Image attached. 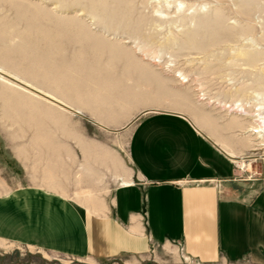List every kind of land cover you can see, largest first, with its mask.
Returning a JSON list of instances; mask_svg holds the SVG:
<instances>
[{"label":"rangeland","instance_id":"1","mask_svg":"<svg viewBox=\"0 0 264 264\" xmlns=\"http://www.w3.org/2000/svg\"><path fill=\"white\" fill-rule=\"evenodd\" d=\"M47 1L50 13L41 16L19 14L7 4H0V50L12 57L11 64L16 58L24 66L31 61L30 50L43 48L47 50H42L44 54L49 56L46 59L62 60L59 65L62 63L63 69L71 71L72 66L75 69V62L80 58L79 63L95 67L97 72L81 77L70 73L67 82L73 80L87 89L82 91L81 98L77 99L80 96L75 94L76 99L71 97V101L68 85L64 84L63 91L60 88L63 84L58 85L61 93L58 97L74 106L75 111L80 110L77 112L64 106L59 108L44 98H33L0 81V88L13 89L29 98L25 106L7 104L0 99V184L4 190L26 183L20 150L25 142L30 144V130L35 129L36 135L44 137L59 132L60 140L69 145L73 136L79 137L81 142L93 143L96 149L119 151L125 156L136 124L150 112L182 114L224 151L233 150L237 162L232 182L235 190L247 189L248 183H261L264 172V125H261L264 117V0H109L105 4L109 10H101L100 0H84L83 9L74 8V2L71 3L74 0H59L66 3L64 6L72 7L55 12L58 0ZM76 20L88 24L93 34L100 29L104 31L102 37L108 43L132 51L137 59V72L129 66L128 71L121 74L126 64L108 61L111 45L107 44L101 64L97 59H83L85 56L71 47L74 42L67 39L71 34L69 23ZM100 67L104 74L100 75ZM6 70L7 75L14 76L15 72ZM1 76L12 81L9 76ZM100 76L107 77L102 78L104 82L112 77L105 90L97 87L102 83ZM123 88L126 93L131 92L127 100L118 95ZM96 89L100 90L98 96L101 94L107 99L118 96L114 107L97 103L101 96L95 98L98 97ZM92 98L95 104L89 101ZM101 104L104 109H114L117 119L99 120L90 114V110H104ZM0 264L200 263L191 260L181 249L153 248L137 259L94 262L0 243Z\"/></svg>","mask_w":264,"mask_h":264},{"label":"crops","instance_id":"2","mask_svg":"<svg viewBox=\"0 0 264 264\" xmlns=\"http://www.w3.org/2000/svg\"><path fill=\"white\" fill-rule=\"evenodd\" d=\"M58 134L30 130L26 183L0 184V243L94 262L163 248L200 264H264V172L235 190V152L188 117L146 114L125 156Z\"/></svg>","mask_w":264,"mask_h":264},{"label":"bare ground","instance_id":"3","mask_svg":"<svg viewBox=\"0 0 264 264\" xmlns=\"http://www.w3.org/2000/svg\"><path fill=\"white\" fill-rule=\"evenodd\" d=\"M37 1H41L43 4H39V3H37ZM69 1L70 0H68V2ZM100 1H102L100 3L103 4L101 7L102 8L101 10H107V9L109 10L110 9V7L105 6V4H107L109 0H100ZM72 2H74V4H73L74 8H77V7L80 8L81 7L83 9L86 7V3H84V0L83 1H80V0L75 1L74 0V1H71V3ZM48 3L49 2L47 0H0V4H3V5L7 4L10 9L16 10V12L19 14H22V13H30L31 14L32 13V14H35L38 16L47 15L48 13H50V11H48L49 9L47 7ZM119 3L121 4L122 2H119ZM91 4H93V3H90V5ZM45 5H46V7H44ZM64 5H66V3L64 4L63 2H59V0H58V3H56V5H55L54 12H55V10L56 11L57 10H63L65 8H68L69 6L72 7V5H69V6L67 5L68 7L64 6ZM91 7L95 8L93 6H90V8ZM51 14H53V13H51ZM48 16H50V15H48ZM51 20H53V19H51ZM65 23H66V25L68 24V22H65ZM41 25H43V24H41ZM69 28H70L69 31L71 34H69V36H67V39L69 42H71V41L74 42L73 43L74 46H71V47H74L75 52L79 53L82 56H85L83 59L92 58L93 60L97 59L100 62L101 59H103V57H105V53H106L107 48H104V46H106L105 44H107V45H111V48H112V51L110 48V52H112V53L109 52V54L107 56L108 61L111 62L113 60H118V61L125 62L124 64L127 65V66L125 65L122 67L121 74H123L124 72L126 73V71H128V69L130 67H131V69L134 68L133 70H136L135 72H137L136 55L128 49H121L118 47V45L108 43L107 40H105L102 37L103 33H105V32L102 31L101 29H100V32L98 31L96 34H93L91 32L92 29L88 26V24L86 25L83 22L81 23V22H79V20L78 21L77 20L72 21L71 23H69ZM112 46L116 47L117 50H113ZM88 48L90 49V52L88 51L89 50ZM37 50L38 49H34V50L29 51L28 54L31 55V61H29V62L30 63L32 62V64L30 65V63L28 62L29 64H26L24 66L21 65L22 63L19 62L16 58H15L16 60L13 59L14 64L13 63L11 64L10 61H11L12 57L7 53V51L0 50V53L1 52L3 53V54H0V81L3 82L4 84H6L7 86H10L16 90H19L20 92H23L24 94L32 96L33 98H44L47 101H50V104H54V105L58 106L59 108H63L62 106H64L65 108H67L69 110H74V108H73L74 106H72L71 104L69 105L68 103H65V99L63 100V99L59 98L61 96L58 97V93H59L58 92V90H59L58 85L60 86L63 84V86L60 87L62 91L64 90L63 89L64 84L68 85L67 91H69L71 93L70 94L71 96H69V99H71V101H72L73 97H74L73 99H76L75 94H78V96H80V97H77V99L81 98L83 95L82 91L85 92V90H87V89L84 90L83 85L81 86V84H77V83L75 84V82H73V80H72V83H69L70 81L67 82V80H68L67 78H69V75L72 72L78 74L79 76L84 75V74L91 76V74L97 72V69L95 67L92 68L91 66H88L89 67L88 68V67H86L87 65L83 66L81 63L78 62L80 60V58H79V59H77L78 61L76 60V62H75V65H74L75 69H73V66H72V68H71L72 70L69 71V70L62 68V65H61L62 63L60 64L61 66L59 65V63L62 60L59 59L57 61L54 59V61L51 62L50 60L46 59L49 56H46L43 51H47V50H45V49L43 50V48H42L43 51L41 49L38 51ZM26 52H28V50ZM6 54H7V56H6ZM2 55H3V57H1ZM81 60H82V58H81ZM80 64L82 65L81 67H80ZM97 64H98V62H97ZM100 64H101V62H100ZM94 65H96V64H94ZM100 66L102 67V65H100ZM101 67H100V72L103 70V69H101ZM6 69H9V70L15 72L13 74L14 76H12L10 74L7 75L8 73H6V72H8V71ZM98 70H99V67H98ZM142 71L143 70H141V72ZM115 72L116 71H114L112 73H115ZM101 74H104V72L103 73L101 72L100 75ZM1 75L9 76L8 78H12V81L4 78ZM110 75L112 77H114L112 74H110ZM20 76H22L26 79L24 80V78H21ZM106 76H109V75L106 74ZM103 77H101V81H102ZM112 77L111 78L108 77V79L105 80L106 82L102 81V83L100 85L98 84L97 87L99 86L100 89L105 90L106 88H108V84H110L112 82ZM114 78H113V80H114ZM77 79H78V77H77ZM83 79H84V77H83ZM28 80H31V81L29 82ZM92 80L95 82L94 78ZM13 81H15V82H13ZM86 81H87V78H86ZM101 81H99V82H101ZM78 82H79V79H78ZM80 82H82V80H80ZM97 82H95V83H97ZM90 85L91 84H89V86ZM262 85L264 86V82L262 83ZM41 86L44 87V89L41 88ZM38 88H40V89H38ZM93 88H89V89H93ZM45 89H47L48 91ZM123 90H124V88H123ZM92 91L90 90L91 93H92ZM99 91H100L99 89H96V93H95V90H94V93L97 95L98 93H100ZM124 91L123 92H122V90L118 91V95H119L120 99L127 100V99H129L128 97H129V94L131 92L126 93V91H125V93H124ZM59 94H61V93H59ZM65 94H66V91H65ZM84 94H86V93H84ZM92 95H94V94H92ZM62 96H64V95H62ZM89 97H90V95H89ZM92 97H94V96H92ZM117 97L112 98V99H110V98L107 99L106 97L104 98V96L102 97V95L100 94L98 97H95V98L100 99L97 103L101 102L103 105H106V107H107V105H111L114 107ZM87 98H88V96L86 97V99ZM0 99L3 100L7 104L20 105V106H21V104H24V106L27 105L25 103L29 101V98L26 95H23V94L15 91V90L7 88V87H1L0 88ZM84 99H85V97H84ZM66 100H68V99H66ZM81 100H83V99H81ZM73 101H75V100H73ZM89 101L93 102L96 100H94V98H92V100H89ZM131 101L133 102V100H131ZM77 103H76V105H77ZM93 103L95 104V102H93ZM102 104H101V107H102ZM97 106L99 107L100 105H97ZM102 108L104 109V107H102ZM109 108H112V107H109ZM77 111H80V110H77ZM77 111H75V112H77ZM94 111H95V109H94ZM99 112L106 115V117L108 116V118L113 117V116H114V118L116 117L114 109H112V110L111 109H104L102 111L100 110ZM261 125H264V117L262 118ZM59 127H60V129H61V127H64V129L65 128L67 129V127H65V126H59ZM235 158H236V155H235Z\"/></svg>","mask_w":264,"mask_h":264}]
</instances>
